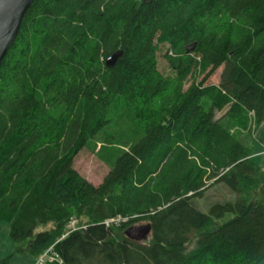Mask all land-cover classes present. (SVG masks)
I'll list each match as a JSON object with an SVG mask.
<instances>
[{
  "label": "trees",
  "instance_id": "trees-1",
  "mask_svg": "<svg viewBox=\"0 0 264 264\" xmlns=\"http://www.w3.org/2000/svg\"><path fill=\"white\" fill-rule=\"evenodd\" d=\"M263 122L264 0H35L0 67V264H264V169L235 132ZM98 136L126 149L94 186L73 162ZM217 185L236 200L202 211Z\"/></svg>",
  "mask_w": 264,
  "mask_h": 264
},
{
  "label": "rangeland",
  "instance_id": "rangeland-1",
  "mask_svg": "<svg viewBox=\"0 0 264 264\" xmlns=\"http://www.w3.org/2000/svg\"><path fill=\"white\" fill-rule=\"evenodd\" d=\"M165 48L162 47L161 51L158 54V69L160 73L164 76H172L173 73L169 69L166 60L164 59ZM221 69H219L209 80V83L218 84L221 74ZM201 78L199 79V81ZM222 113H218L217 117H221ZM235 132H239V138L245 141L247 144L252 145L254 142L255 149L257 145L256 137L253 138V133L247 134L244 131L236 130ZM120 141L117 138L115 145L109 146L104 144L102 141V137H96L94 142H91L89 147L84 148L82 151L78 153L75 157L73 166L74 168L90 183L94 186H99L103 179L107 176L110 171V164L108 163V157L116 150L122 148L125 150L126 148L121 147ZM106 148V152H102V149ZM121 149V150H122ZM255 163L259 166H264V157H259L255 160ZM236 195L233 192H230L224 185H217L208 188L205 192L203 197L200 200H196L197 205L200 207L202 211L206 210L207 207L217 201H235ZM233 218V215L228 214L222 219L220 222H226ZM121 221V220H119ZM118 221V222H119ZM125 221V220H124ZM76 224V223H75ZM117 224V223H116ZM145 224H138L136 227L142 226ZM75 227V225H74ZM47 227L45 229H49ZM44 228L39 229L40 231L45 230ZM69 230V228H68ZM15 245L10 237V226L7 222L0 221V260L14 254ZM38 259L32 256L26 255H14L10 264H36Z\"/></svg>",
  "mask_w": 264,
  "mask_h": 264
},
{
  "label": "water",
  "instance_id": "water-1",
  "mask_svg": "<svg viewBox=\"0 0 264 264\" xmlns=\"http://www.w3.org/2000/svg\"><path fill=\"white\" fill-rule=\"evenodd\" d=\"M35 0H0V67L11 45L17 38L25 15ZM152 0H143L144 4H150ZM123 52L118 51L106 61V67L113 68ZM151 233L150 225L131 227L126 231V236L133 241H144Z\"/></svg>",
  "mask_w": 264,
  "mask_h": 264
},
{
  "label": "crops",
  "instance_id": "crops-1",
  "mask_svg": "<svg viewBox=\"0 0 264 264\" xmlns=\"http://www.w3.org/2000/svg\"><path fill=\"white\" fill-rule=\"evenodd\" d=\"M257 139L256 150L254 151L253 160L255 161L259 157H264V122L260 125V127L254 132L253 138ZM255 143H252L254 147ZM255 149V147H254ZM264 169V166H260Z\"/></svg>",
  "mask_w": 264,
  "mask_h": 264
},
{
  "label": "built area",
  "instance_id": "built-area-1",
  "mask_svg": "<svg viewBox=\"0 0 264 264\" xmlns=\"http://www.w3.org/2000/svg\"><path fill=\"white\" fill-rule=\"evenodd\" d=\"M252 115H253V114H252ZM75 223H76V222L73 221V222L71 223L70 227L73 228L74 225H75ZM45 260H49V261H59V263L62 264V262L60 261V259H58V256H52V255L49 254V252L46 253V254H44L43 256H41V257L38 259V261H37L36 264H44Z\"/></svg>",
  "mask_w": 264,
  "mask_h": 264
}]
</instances>
